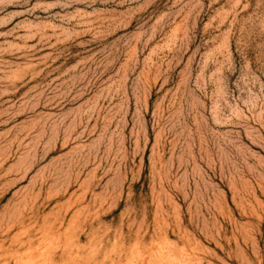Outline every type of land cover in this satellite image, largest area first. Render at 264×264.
I'll use <instances>...</instances> for the list:
<instances>
[{
    "label": "rangeland",
    "instance_id": "obj_1",
    "mask_svg": "<svg viewBox=\"0 0 264 264\" xmlns=\"http://www.w3.org/2000/svg\"><path fill=\"white\" fill-rule=\"evenodd\" d=\"M0 264H264V0H0Z\"/></svg>",
    "mask_w": 264,
    "mask_h": 264
}]
</instances>
